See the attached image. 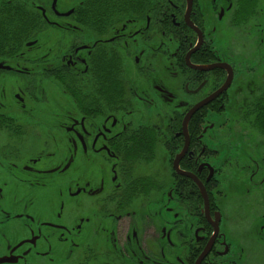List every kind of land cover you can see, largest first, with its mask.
Here are the masks:
<instances>
[{
  "label": "flooded vegetation",
  "instance_id": "af4514ba",
  "mask_svg": "<svg viewBox=\"0 0 264 264\" xmlns=\"http://www.w3.org/2000/svg\"><path fill=\"white\" fill-rule=\"evenodd\" d=\"M263 247L264 0H0L3 264Z\"/></svg>",
  "mask_w": 264,
  "mask_h": 264
},
{
  "label": "rangeland",
  "instance_id": "374dc122",
  "mask_svg": "<svg viewBox=\"0 0 264 264\" xmlns=\"http://www.w3.org/2000/svg\"><path fill=\"white\" fill-rule=\"evenodd\" d=\"M242 226H244L242 224ZM263 250H264V247H263ZM251 256V260H252V264H264V251L261 253V257L258 256V254H250ZM249 264V262H248Z\"/></svg>",
  "mask_w": 264,
  "mask_h": 264
},
{
  "label": "water",
  "instance_id": "95a60500",
  "mask_svg": "<svg viewBox=\"0 0 264 264\" xmlns=\"http://www.w3.org/2000/svg\"><path fill=\"white\" fill-rule=\"evenodd\" d=\"M8 260L7 259H0V264H3L5 262H7ZM198 264V263H197Z\"/></svg>",
  "mask_w": 264,
  "mask_h": 264
}]
</instances>
